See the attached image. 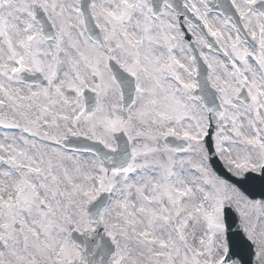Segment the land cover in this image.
I'll return each instance as SVG.
<instances>
[{
	"label": "snow or ice",
	"instance_id": "1",
	"mask_svg": "<svg viewBox=\"0 0 264 264\" xmlns=\"http://www.w3.org/2000/svg\"><path fill=\"white\" fill-rule=\"evenodd\" d=\"M0 264H264V0H0Z\"/></svg>",
	"mask_w": 264,
	"mask_h": 264
}]
</instances>
